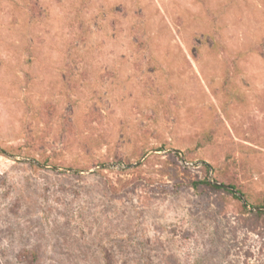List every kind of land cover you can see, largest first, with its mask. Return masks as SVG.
Returning <instances> with one entry per match:
<instances>
[{"label": "rangeland", "instance_id": "rangeland-1", "mask_svg": "<svg viewBox=\"0 0 264 264\" xmlns=\"http://www.w3.org/2000/svg\"><path fill=\"white\" fill-rule=\"evenodd\" d=\"M263 207L264 0H0V264H264Z\"/></svg>", "mask_w": 264, "mask_h": 264}, {"label": "trees", "instance_id": "trees-1", "mask_svg": "<svg viewBox=\"0 0 264 264\" xmlns=\"http://www.w3.org/2000/svg\"><path fill=\"white\" fill-rule=\"evenodd\" d=\"M204 184H206L208 187H210V188H212V189H215V190H221L222 188L221 187H219V186H216V185H211V184H209V183H207V182H205ZM222 185V184H221ZM196 183H193L192 185H191V187L192 188H196ZM227 186V185H226ZM229 188H233L232 186H228ZM226 191V190H225ZM236 200H239L237 197H236ZM248 206V205H247ZM254 208H261V207H259V206H254ZM264 208V207H263ZM260 214V213H259Z\"/></svg>", "mask_w": 264, "mask_h": 264}, {"label": "water", "instance_id": "water-1", "mask_svg": "<svg viewBox=\"0 0 264 264\" xmlns=\"http://www.w3.org/2000/svg\"><path fill=\"white\" fill-rule=\"evenodd\" d=\"M213 184L216 185V186H219V187H221V188H223V189H226V190L232 191V189L229 188V187L226 186V185H221V184H218V183H216V182H213ZM233 193L236 194V195L238 196V198L242 201V203H243L244 205H246V203H245V201H244V199H243V197H242L241 195L237 194V192H235V191H233ZM257 211H259V210H257Z\"/></svg>", "mask_w": 264, "mask_h": 264}]
</instances>
